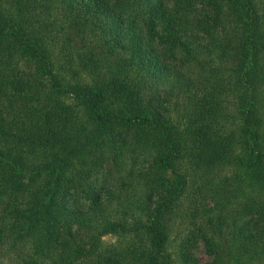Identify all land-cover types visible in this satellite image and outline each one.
Returning a JSON list of instances; mask_svg holds the SVG:
<instances>
[{"label": "trees", "instance_id": "16d2710c", "mask_svg": "<svg viewBox=\"0 0 264 264\" xmlns=\"http://www.w3.org/2000/svg\"><path fill=\"white\" fill-rule=\"evenodd\" d=\"M191 189L213 259L186 240L180 264H264V0H0V247L173 264Z\"/></svg>", "mask_w": 264, "mask_h": 264}, {"label": "rangeland", "instance_id": "374dc122", "mask_svg": "<svg viewBox=\"0 0 264 264\" xmlns=\"http://www.w3.org/2000/svg\"><path fill=\"white\" fill-rule=\"evenodd\" d=\"M73 42L70 43L72 46ZM77 50H81L82 47H77ZM72 48L62 49L59 48L57 53H59L60 60L63 63L70 64L71 59L73 58V52L71 53L70 50ZM70 54L72 55L71 57ZM198 72V70H196ZM127 164L124 165V169L122 171L115 170L112 168V173H107L104 178L108 183H111L110 187L113 189L115 186L116 192L123 191L124 189L129 188V178H127V168L132 166V159H126ZM138 167L142 165V160L138 161ZM129 164V165H128ZM109 169H111L109 167ZM194 190H190V194L183 200L181 206L175 210L174 214L172 215V227L170 230V241L168 244V249L172 254V259L174 261L173 264H180L179 262V254L181 252L180 247L184 241L189 242V249L194 254V256L202 263L210 262L213 259V255L208 251L207 246L204 240L201 237L193 238L191 241L188 238H192L194 235L200 233V226H202L206 220L204 218V209L201 206V202L197 201L200 198L194 199V196L198 194H194ZM218 200V198H217ZM240 202H244V199L240 197ZM118 201L114 199L113 210L115 207H119ZM210 206H213L210 203ZM231 208H235L237 211L243 209L241 203L233 206ZM230 208V213L233 211ZM216 214L224 215L225 213H221L218 211ZM228 213H226L227 215ZM230 215V214H229ZM241 215H238V219H241ZM231 217V216H230ZM232 218V217H231ZM229 218V220H231ZM246 219H250V216L245 217ZM106 243L110 244L113 243L115 245H119L121 247L128 248L131 242H139V238L132 237L131 234H118V233H111L107 234L103 237ZM124 255L123 253H120ZM33 255V250L27 243H20L14 242L13 239L7 237L4 241L3 245L0 247V264H30L31 256ZM43 264H56L54 261L46 260ZM59 264H63L59 262ZM122 264H134L132 261L124 260Z\"/></svg>", "mask_w": 264, "mask_h": 264}]
</instances>
